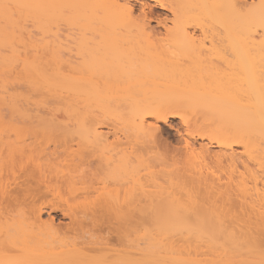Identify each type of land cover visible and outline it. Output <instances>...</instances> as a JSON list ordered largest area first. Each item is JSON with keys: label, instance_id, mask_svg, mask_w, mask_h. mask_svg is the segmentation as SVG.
<instances>
[{"label": "bare ground", "instance_id": "6f19581e", "mask_svg": "<svg viewBox=\"0 0 264 264\" xmlns=\"http://www.w3.org/2000/svg\"><path fill=\"white\" fill-rule=\"evenodd\" d=\"M149 1L172 17L153 26L142 0H0V128L64 137L0 139V236H24L20 264H264V0ZM53 187L125 249L95 258L108 239L89 234L52 257Z\"/></svg>", "mask_w": 264, "mask_h": 264}, {"label": "rangeland", "instance_id": "374dc122", "mask_svg": "<svg viewBox=\"0 0 264 264\" xmlns=\"http://www.w3.org/2000/svg\"><path fill=\"white\" fill-rule=\"evenodd\" d=\"M142 1L147 3L149 2L148 4L151 6V8L154 9V10L151 9L153 10L152 11L153 16L151 18L152 20L151 23L153 26H157L156 22L158 18L170 19L172 17L170 12L166 10H161L158 7L153 6V2L149 0H142ZM136 5L137 8L140 7L139 2H136ZM10 87H11L10 88L11 92H13L14 94L21 93L28 96V92L25 87L15 86L14 83L10 84ZM0 88H2V81H0ZM5 110L6 109H4L2 114L6 117L5 113H7L6 112L7 110L6 111ZM7 117L4 119V125H6V123L11 120L9 119L10 117L8 118ZM160 127H161V133L167 139L166 141H169L168 143H173V142L176 143V140L179 137L178 130H180L181 128V125L179 124V119L170 118L167 122H161ZM16 134H18L17 137ZM1 138L2 140L3 138H5L4 142L6 141L7 138L8 140L11 139V141H16L15 138H17L18 140L21 141L23 140L24 143H32L38 146L55 149L54 146L56 144L63 145L62 138L64 137L62 135H59V133L57 132L42 133V132H35L31 129H27V130L11 129V128L6 129L2 125V127L0 128V139ZM212 150L215 151L216 148L212 147ZM8 163L9 160L7 159L2 160V164L5 168L11 167L7 165ZM17 167L18 165L16 166V168ZM2 202L3 200L0 198V203ZM39 203H42V206L44 207V212L42 214L43 220L44 221L48 220L50 216H54L55 219L54 222L55 228H53L52 231L54 232V236L57 242L54 244L53 247L54 251L51 252L50 254L52 257L54 258L60 257L62 252L66 249H74L75 255L77 256L78 255L77 248H80L82 246L81 242L83 241V236L88 237L89 234H96L95 237L99 238V240H101V238L104 237L105 239H108L106 246L91 250V254L95 256V258H99V259L105 257L115 258L125 249L127 245V240L118 239L115 232L113 233L107 232V230L105 229V225L103 224L97 226L87 221L83 229H81L78 226V223L74 218V214L81 209L80 207L81 202L71 198L67 193V190H65V188L53 187L48 192H46L45 190L44 194L42 193L41 198L39 199ZM51 206L53 208H56V210L52 211ZM68 206L72 208L71 216L69 214H64V212L59 209L61 207L65 209V207ZM2 210H4V208ZM20 215L21 214H19L18 216ZM15 217H17V213L13 214V217L11 216L8 217V221H11V218H15ZM1 221L4 222V219H1L0 222ZM3 222L1 226H3L4 223L6 224V222L4 223ZM12 233L14 234L13 235L10 233L12 237L8 235L0 236V264H20V262L22 261V256L24 252L22 249L18 247V245L23 241L24 236L21 234H15L14 232ZM13 242H17L16 248L13 246Z\"/></svg>", "mask_w": 264, "mask_h": 264}]
</instances>
